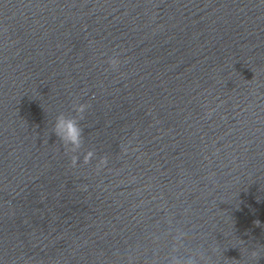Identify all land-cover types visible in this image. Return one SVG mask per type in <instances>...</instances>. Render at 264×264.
Masks as SVG:
<instances>
[{"label":"water","instance_id":"obj_1","mask_svg":"<svg viewBox=\"0 0 264 264\" xmlns=\"http://www.w3.org/2000/svg\"><path fill=\"white\" fill-rule=\"evenodd\" d=\"M178 229L264 264V0H0V264H166Z\"/></svg>","mask_w":264,"mask_h":264},{"label":"clouds","instance_id":"obj_2","mask_svg":"<svg viewBox=\"0 0 264 264\" xmlns=\"http://www.w3.org/2000/svg\"><path fill=\"white\" fill-rule=\"evenodd\" d=\"M112 69H118L121 64V61L118 57H111L108 61ZM75 107V111L78 113V117H66L63 114H60L57 117L56 124L54 125V130L57 137L62 141L63 145L67 151L71 153H77L78 150L82 147L83 144V128L80 126L79 121L84 118V113L86 112L89 105L80 104ZM96 154L93 151H89L84 155V164H88L92 161L93 157ZM79 162L78 155L71 156V165L72 167H77ZM107 164V158L102 157L100 163L97 165L99 169L102 165ZM259 224V221L256 222ZM187 238V233L183 230H176L175 234L172 235V245L169 251V255L166 261V264H201V261H204V253L194 251L192 253L181 254L182 248L185 246V240ZM158 240V238H154ZM264 245L253 249L250 252V259L261 260L264 259ZM206 264V262H205Z\"/></svg>","mask_w":264,"mask_h":264}]
</instances>
